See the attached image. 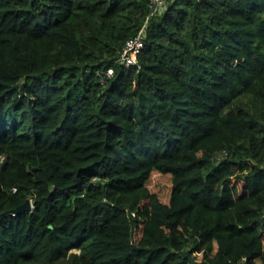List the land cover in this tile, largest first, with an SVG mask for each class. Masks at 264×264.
<instances>
[{
  "label": "trees",
  "instance_id": "1",
  "mask_svg": "<svg viewBox=\"0 0 264 264\" xmlns=\"http://www.w3.org/2000/svg\"><path fill=\"white\" fill-rule=\"evenodd\" d=\"M148 2L0 0V264H264V0H169L125 67Z\"/></svg>",
  "mask_w": 264,
  "mask_h": 264
},
{
  "label": "built area",
  "instance_id": "2",
  "mask_svg": "<svg viewBox=\"0 0 264 264\" xmlns=\"http://www.w3.org/2000/svg\"><path fill=\"white\" fill-rule=\"evenodd\" d=\"M169 0H149L148 2V9L149 12L146 16L144 25L140 32L129 38L124 46L122 47L118 63L124 65L125 67L135 66L138 63V55L140 54L143 45H144V38H145V27L148 24L150 18L155 16H160L166 9L167 2ZM112 75V69H107L106 71L100 74V81L101 83L104 82V77H110ZM226 155L225 152L216 153L215 159H220Z\"/></svg>",
  "mask_w": 264,
  "mask_h": 264
},
{
  "label": "rangeland",
  "instance_id": "3",
  "mask_svg": "<svg viewBox=\"0 0 264 264\" xmlns=\"http://www.w3.org/2000/svg\"><path fill=\"white\" fill-rule=\"evenodd\" d=\"M232 107H234V108H236V107H247V104H246V99H245V97H240L239 99H237L236 100V102H234V104H233V106ZM248 215H250L251 213L250 212H248V211H240V212H237L236 211V213L234 214L235 215V217H237V219H238V217L240 218V217H247V214ZM252 216H253V218L254 219H256L257 220V222L259 223L260 222V217L261 216H264V211H261V210H256L255 211V213H252L251 214ZM239 220V219H238ZM73 252H77V251H73Z\"/></svg>",
  "mask_w": 264,
  "mask_h": 264
},
{
  "label": "water",
  "instance_id": "4",
  "mask_svg": "<svg viewBox=\"0 0 264 264\" xmlns=\"http://www.w3.org/2000/svg\"><path fill=\"white\" fill-rule=\"evenodd\" d=\"M32 209H33V205L31 203V199L28 198L25 200V202L22 205L12 210V213L22 214L24 212H31ZM49 228L51 229L52 226H49Z\"/></svg>",
  "mask_w": 264,
  "mask_h": 264
}]
</instances>
